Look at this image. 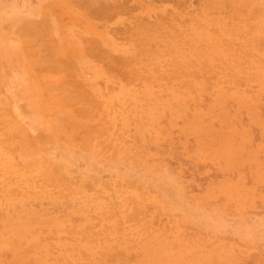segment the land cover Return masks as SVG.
<instances>
[{"label":"rangeland","instance_id":"374dc122","mask_svg":"<svg viewBox=\"0 0 264 264\" xmlns=\"http://www.w3.org/2000/svg\"><path fill=\"white\" fill-rule=\"evenodd\" d=\"M0 264H264V0H0Z\"/></svg>","mask_w":264,"mask_h":264},{"label":"bare ground","instance_id":"6f19581e","mask_svg":"<svg viewBox=\"0 0 264 264\" xmlns=\"http://www.w3.org/2000/svg\"><path fill=\"white\" fill-rule=\"evenodd\" d=\"M27 27V26H26ZM19 31V30H18ZM21 31V30H20Z\"/></svg>","mask_w":264,"mask_h":264}]
</instances>
